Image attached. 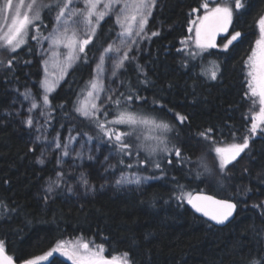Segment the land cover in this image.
Wrapping results in <instances>:
<instances>
[{"label":"trees","instance_id":"16d2710c","mask_svg":"<svg viewBox=\"0 0 264 264\" xmlns=\"http://www.w3.org/2000/svg\"><path fill=\"white\" fill-rule=\"evenodd\" d=\"M17 2L14 0V6ZM202 2L161 0L149 22L150 31L159 34L150 38L144 52L131 64L126 63L113 95V99L119 97L123 103L120 93H137L145 99L134 100L129 110L163 119L174 128L168 136L169 147H179L181 157L164 153L154 156L162 171L151 164L128 169L118 163L117 156L118 171L137 170L155 177L143 189L101 192L85 204L69 198L63 185L47 201L39 196L41 186L54 174L56 159L39 165L31 142L4 120V110L9 102L10 84L31 87L42 101L39 45L43 39L39 37L50 32L54 12L42 13V22H37L39 33L34 28L30 30L28 43L11 54L16 56L11 68L0 64V201L8 205L0 211V240L17 261L42 255L57 242L75 237L103 243L107 255L127 251L135 264H246L248 257L264 252V137H253L250 149L224 174L217 170L209 141L198 136L212 127V135L222 146L233 140L239 142L248 133L251 103L244 96L245 62L259 36L257 21L264 15V0H241L244 7L233 9L232 24L218 41L219 47L206 52L202 62L189 61L185 68V55L178 49L184 47L181 41L193 34L188 32L194 18L191 9ZM225 3L231 6L234 0H209L210 7ZM118 30L112 17L102 21L81 59L50 94L53 110L49 125L42 128L45 135L54 138L59 134L64 143L74 133L93 137L111 148L107 138L74 107L87 82L95 76L103 49L115 39ZM233 30L242 35L224 50L223 44ZM32 35L39 42L31 39ZM9 58L7 52H0V59ZM209 58L221 63L217 80L200 74L198 65ZM137 65L143 67L149 83H142L145 76ZM105 109L108 119H113L115 106L108 103ZM177 114L187 120L180 123ZM42 117L44 125L47 117ZM100 118L103 120L104 116ZM115 127L128 131L125 125ZM143 135L149 133L145 131ZM133 141L139 143L135 136ZM144 155L142 152L141 158ZM184 157H190V162ZM169 159L171 164L166 162ZM202 161L210 171H204ZM127 163H135V158H125ZM197 172L201 175L197 176ZM178 185L185 192L203 191L234 200L238 206L236 217L225 226L211 224L198 216L186 200L181 203L176 198ZM46 264L72 263L54 256Z\"/></svg>","mask_w":264,"mask_h":264},{"label":"snow or ice","instance_id":"6c2138e0","mask_svg":"<svg viewBox=\"0 0 264 264\" xmlns=\"http://www.w3.org/2000/svg\"><path fill=\"white\" fill-rule=\"evenodd\" d=\"M157 6V0H19L14 6V0H4L0 6V16H3V24L0 25V52H7L10 58L7 60L0 59V64L11 68L15 55L19 49L28 43L29 33L31 29H35L39 33L40 29L37 22H42V13L46 10L49 14L55 13V26L47 35H41L39 39L49 42L51 48V56L49 60L44 61L45 76L39 82L43 92L40 93L42 102H37L36 96L31 89H26L22 94L25 100H30L28 112L31 113L36 109H41L40 116H46L44 125H34L31 115L25 121L28 127H35L37 132L41 128L49 125V119L53 110L50 94L57 87L58 81L67 74V69L72 67L75 61L81 59L80 54L85 53L87 45L92 42L96 35L97 29L102 21L107 17H112L114 24L118 26L119 43L113 42L103 49L97 64V74L87 82L85 88L81 92V98L74 107V111L84 117L99 130L103 137L107 138V143L114 150V154L119 157L118 163L128 169H139L151 164L156 169H161V164L153 159L160 153L166 156L174 155L181 157L180 148L173 145L169 147L168 136L174 132L173 126L163 119H158L151 115H145L136 111L129 110V105L136 99H145L137 93L129 92L127 96L120 93L122 100L117 97L113 99L112 94L105 95V101L115 106L116 112L114 118L108 119V110L98 104L101 93H112V89H106L101 74L104 71L103 65L106 58L110 59L112 64L111 75L115 77L117 73L126 68V63L131 64L135 59L129 53L133 51V46L138 45L142 39H148L149 34L146 31L149 18ZM244 7L241 0H234L233 5L215 4L209 6V0H203L199 7L192 8L191 14L194 16L190 21L189 33L193 36L182 40L184 45L178 51L184 53L185 60L182 66L187 68L189 61L199 59L201 62L205 59L204 54L210 49L217 47L216 38L221 33H228L229 27L233 20V9ZM201 10H203L202 14ZM259 36L251 48V54L245 62V86L244 96L252 105H259L258 111L252 114L250 128L247 135H244L239 142L223 144L217 141L212 133L214 128L209 127L198 133V136L209 141V152L214 153V159L217 161V170L227 174L231 171L229 166H234L235 162L241 157V154L250 149L252 138L256 135L264 137V15H261L257 21ZM158 32H151V36L158 35ZM241 32L233 30L230 39L223 44L224 50L229 45L237 41L241 37ZM31 39L38 40L36 35H32ZM39 42V40H38ZM66 49L61 53L60 48ZM109 54H115L114 58H110ZM62 57V59H61ZM51 63L57 72L49 73L48 64ZM210 67L201 63L199 66L200 74L206 76L210 80H217L220 75L219 64L215 61L210 62ZM196 65H194L195 67ZM139 72L144 73L142 66H136ZM50 76L53 77L50 79ZM145 79L142 83L147 84L149 80L147 74L144 73ZM158 103V101H154ZM63 107V105H59ZM161 107H165L161 105ZM104 116L102 120L100 117ZM178 115L180 123L187 120L186 116ZM116 125H125L128 131H120ZM147 131L148 136H144L143 132ZM86 135V134H85ZM139 143L133 141V137ZM235 138V133H232ZM37 141H47V136L41 133L36 137ZM93 137H88L90 142ZM54 148L60 150V159L57 163H61L63 157L75 155L78 159L84 158L85 144H79L81 151H75L72 145L77 143L76 137L69 135V139L62 143L59 134L53 138ZM91 152V149H89ZM145 153L141 158V153ZM135 158V163L125 164V158ZM89 160L94 159L92 155H88ZM107 159V158H105ZM184 160L190 162V157H184ZM168 164L172 161L166 160ZM39 163H44V153H41ZM205 172L210 171L206 163L201 162ZM109 168H114L109 165ZM201 175L200 172L196 173ZM65 173L63 171L57 173V179L51 181L46 192L51 194L56 188L64 183ZM155 177L140 176L136 172H122L115 180L117 187L125 185H141L148 179ZM80 183L86 191L94 192L95 185L89 183L84 173L80 174ZM103 187V185H101ZM179 194L177 199L187 204L197 213H201L204 217L214 221L216 224L224 225L233 218L237 210V203L231 199H218L215 195L204 193L185 192L182 186L178 185ZM72 191V188H68ZM47 201L48 196L44 197ZM259 207V205H256ZM8 205L0 201V211L7 209ZM91 245V246H90ZM53 253H60L66 256L72 264H135L129 252L124 251L119 254L105 255V246L103 243L96 244L95 241H84L78 239L75 242L60 241L54 248L44 255L31 259H23L22 264H41L47 261ZM0 264H15V260L11 255L6 253L4 241L0 240ZM246 264H264V252L246 259Z\"/></svg>","mask_w":264,"mask_h":264},{"label":"rangeland","instance_id":"374dc122","mask_svg":"<svg viewBox=\"0 0 264 264\" xmlns=\"http://www.w3.org/2000/svg\"><path fill=\"white\" fill-rule=\"evenodd\" d=\"M0 1L2 2L0 4L2 6L4 3V0H0ZM26 2H28V1H26ZM160 3H161V0H157L156 8L160 5ZM156 8L153 11L152 16L149 18L148 25L146 28V31L149 34L150 38L152 36L150 35L151 31L149 29V22L151 21L152 17L154 16V14L156 12ZM52 18H53L52 19L53 22H52V27H51L50 31L55 26V14L53 15ZM0 25H3L5 28L7 27L6 24H3V17H1V16H0ZM193 35H194V33L191 36H193ZM150 38L142 39L138 45L133 46V51L130 52L129 55L133 56L136 59L140 54H142L144 52V50L146 48V44L150 40ZM113 42L119 43L118 33H117V36L115 37V39L110 44H112ZM60 52L64 53V52H66V49L61 47ZM81 54H80V56H81ZM39 55H40V70L42 72V80H43V78L45 76L44 61L49 60V58L51 56V48H50L48 41L42 40L40 42ZM109 57L114 58L115 54H109ZM61 59H62V57H61ZM78 61H75L72 65V67L67 69V74L73 69V67L76 65V63ZM212 61H215L219 64L220 73H221V71H222L221 63L217 60L209 58L204 63V65L210 67L211 66L210 62H212ZM98 63H99V59H98L96 66H95V76L97 74V64ZM103 68H104V71L101 74V78L104 82L105 88L113 90L112 93H101L100 94V100L98 101V104L101 105L103 108H105L106 105L108 104V102L105 101V95L106 94L114 95L116 93V91L118 90L119 85H120V75L124 69L120 70L117 73V75L115 77H113L111 75L112 64H111L109 58H106L105 64L103 65ZM48 72L49 73L57 72V70L53 68L51 63L48 64ZM245 73H246V71H245ZM67 74L62 79H60L58 81L57 87L55 88V90L53 92H55L57 90V88L60 86V84L63 82V80L67 76ZM57 75H58V72H57ZM219 76H218V78H219ZM52 78L53 77L50 76V79H52ZM26 89H31V87H28V86L19 87L17 84H10L9 85L10 97H9L8 105L6 106V108L4 110V117H5L4 120L6 122L12 123L16 127V129L20 133L25 135L27 137V139L31 142L32 149L34 151H36V161L39 165L44 166L45 164L52 161L53 159H56V169L54 171V174L40 188L39 196L41 198L44 199V197L46 195L48 196V198H50L52 196L53 192L51 194H49L46 192V189L48 188V185L51 181H55L57 179V173L61 172V171H63L65 173L64 183H62L61 185L64 186L67 196L69 198L75 199L76 201H78L81 204H85L90 198H92L94 195L101 193V192L114 193V192H116L118 190H122V189H130V188L143 189L150 182H152L154 180V178L148 179L146 182H143L139 186L133 184V185H125V186L117 187L115 184V180L121 175L122 172H136L140 176H146V177H152V176L143 174L141 172H138L137 170L136 171H118L117 166H116L118 157L114 154L113 149L104 146L102 143H100L94 139H92L90 142H88L89 136H81V135L74 134V133H72L71 136L76 137L77 143L73 144L72 148L75 151H81V149L79 148V144H85V148L83 149V151L85 153L84 158L82 160L78 159L75 157V155L73 153V155L70 157H63L61 163H57L58 159H60V150L54 148V144L52 143L53 138H50L46 135L47 141H37L36 137L38 135H40L41 133L44 134L42 128H41L40 132H37L35 127L30 128L25 123L27 117L29 115H31L33 118V121H34V125H37V124L43 125L42 124L43 117L39 115V112L41 111V109H36L31 113L28 112V108L30 107V100H25L23 95H22ZM31 91H32V89H31ZM37 102H42V101H39L37 99ZM258 108H259L258 104H256L255 106L251 104L249 106L250 118L252 117V114L255 111H258ZM68 139H69V136L66 138L65 142ZM89 149H91V152H89ZM42 152L44 153V163L43 164L39 163ZM88 155H92L94 157V159L89 160L87 158ZM105 158H107V159H105ZM109 165H113L114 168H109L108 167ZM81 173H84L85 177L88 179L90 184L95 185L96 190L94 192L86 191L85 188L82 186V184L80 183V174ZM101 185H103V187H101ZM69 187L72 188V191H68ZM78 239H83L84 241H89V240H87V238H84V237H75V238H70V239H64L61 241L75 242ZM56 244L52 248H54L56 246ZM50 250H48V251H50ZM44 254H42V255H44ZM105 255L107 256L106 250H105ZM39 256H41V255H39ZM54 256H60L64 259L70 261L66 256H63L60 253H53V256L49 257V259L47 261H42L41 264H46ZM70 262L72 263V261H70Z\"/></svg>","mask_w":264,"mask_h":264},{"label":"water","instance_id":"95a60500","mask_svg":"<svg viewBox=\"0 0 264 264\" xmlns=\"http://www.w3.org/2000/svg\"><path fill=\"white\" fill-rule=\"evenodd\" d=\"M226 33H221V34H219L218 36H217V38H216V44L218 43V41L220 40V38L221 37H223L224 35H225ZM204 193V194H208V195H213V194H211V193H208V192H203V191H196V192H194L193 194L195 195L196 193ZM216 196V195H215ZM218 199H227V198H222V197H218V196H216ZM232 200V199H231ZM234 201V200H233ZM235 202V201H234ZM189 205V204H188ZM189 207L195 212V210L191 207V205H189ZM237 209H238V206H237ZM198 216H200V217H202V218H204L205 220H207V221H209L211 224H213V225H215V226H225V225H227L228 223H230L235 217H236V214H237V210H236V213H234V216H233V218H231L230 219V221L229 222H227L226 224H224V225H219V224H216L214 221H211V220H209L207 217H204L201 213H197V212H195ZM6 249V248H5ZM6 253L8 254V255H11V254H9V252L7 251V249H6ZM12 256V255H11ZM13 257V256H12ZM14 258V257H13ZM14 260H15V264H22V262H20V261H17L15 258H14Z\"/></svg>","mask_w":264,"mask_h":264},{"label":"flooded vegetation","instance_id":"af4514ba","mask_svg":"<svg viewBox=\"0 0 264 264\" xmlns=\"http://www.w3.org/2000/svg\"><path fill=\"white\" fill-rule=\"evenodd\" d=\"M235 43V41L233 42V44ZM233 44L232 45H229V47H232L233 46ZM217 46H218V44H217ZM217 48V47H216Z\"/></svg>","mask_w":264,"mask_h":264}]
</instances>
